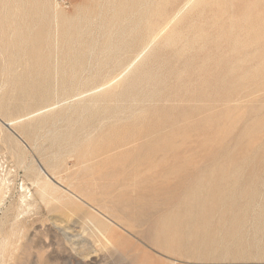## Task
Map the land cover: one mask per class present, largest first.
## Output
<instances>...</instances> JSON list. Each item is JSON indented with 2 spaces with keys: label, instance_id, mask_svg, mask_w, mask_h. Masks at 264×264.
Segmentation results:
<instances>
[{
  "label": "rangeland",
  "instance_id": "rangeland-1",
  "mask_svg": "<svg viewBox=\"0 0 264 264\" xmlns=\"http://www.w3.org/2000/svg\"><path fill=\"white\" fill-rule=\"evenodd\" d=\"M5 21L0 264H264V0H18Z\"/></svg>",
  "mask_w": 264,
  "mask_h": 264
},
{
  "label": "bare ground",
  "instance_id": "bare-ground-1",
  "mask_svg": "<svg viewBox=\"0 0 264 264\" xmlns=\"http://www.w3.org/2000/svg\"><path fill=\"white\" fill-rule=\"evenodd\" d=\"M22 1V0H21ZM189 2V1H188ZM230 2V1H229ZM2 4H3V16H4V19L3 20H1V18H0V24H2V25H5V20H7V21H9V23H10V25H12L13 23H14V21H15V18H16V15H17V9H18V0H3L2 2H1ZM193 3V2H192ZM189 4V3H188ZM262 4V3H261ZM192 8V7H191ZM256 9V8H255ZM1 10H2V8L0 9V14H1ZM203 11V10H202ZM145 12V11H144ZM162 12V11H161ZM233 14V13H232ZM258 14V13H257ZM176 17V16H175ZM174 17V18H175ZM156 18V17H155ZM169 18V17H168ZM168 18H167V20H168ZM173 19V18H172ZM147 20V19H146ZM165 20V19H164ZM167 20H165L166 22H167ZM150 21V20H149ZM191 21V20H190ZM164 21H162V23H163ZM171 22V21H170ZM159 23H161V22H159ZM193 23V22H192ZM145 24V23H144ZM150 24H154L155 25V23H150ZM170 24V23H169ZM169 24H167V29H169ZM145 25H147V24H145ZM160 25H162L163 26V24H160ZM140 26V25H139ZM148 26V25H147ZM146 26V27H147ZM202 26V25H201ZM10 27V26H9ZM150 27V26H149ZM155 27V30H154V28H153V26L152 27H150V31L152 32V30L154 31L153 32V37L156 39L162 32H163V29L164 28H162L161 26L160 27H158L157 25L156 26H154ZM157 27V28H156ZM163 27H165V26H163ZM148 29V28H147ZM152 29V30H151ZM166 29V28H165ZM187 29V28H186ZM10 31H9V34H10V36L11 37H13V38H15V37H17V28H14V27H10V29H9ZM189 30V29H188ZM148 30H147V34H148ZM165 32V31H164ZM163 32V33H164ZM162 33V34H163ZM152 34V33H151ZM161 34V35H162ZM149 35L150 34H148L147 36L149 37ZM152 37V36H151ZM144 38V37H143ZM150 38V37H149ZM153 38V39H154ZM146 39H147V37H146ZM146 39H143V41H145L146 42ZM154 39V40H155ZM148 41H149V39H148ZM193 41V40H192ZM33 42V41H32ZM167 43V42H166ZM209 44V43H208ZM240 44V43H239ZM34 45H35V48H37L36 50H39L40 49V42L38 41V40H35L34 41ZM168 45V44H167ZM236 45V44H235ZM174 46V45H173ZM172 47V46H171ZM36 50H35V52H36ZM38 52V51H37ZM38 54V53H37ZM242 68V67H241ZM231 72V71H230ZM250 75V74H249ZM114 78V77H113ZM111 80V79H110ZM119 80V79H118ZM115 81V80H114ZM108 84H109V82H108ZM109 85H112V84H109ZM8 125H11V123H7ZM93 138V137H92ZM117 145V144H116ZM115 145V146H116ZM74 153V152H73ZM44 170V169H43ZM42 169H41V171L43 172V174L45 175V177L46 178H48L49 179V183L52 185V188L54 189V190H58V189H60V186L57 184V183H59L60 185H61V183L59 182V181H57V183H54L51 179H50V177L48 176V174L45 172V171H43ZM52 175V174H51ZM54 176V175H53ZM45 183H47V182H45ZM44 183V184H45ZM3 182H1V184H0V200L1 199H3V197L5 196L4 194H5V191H7V190H5V191H3L4 190V188H6V187H4L3 188ZM48 184V183H47ZM46 185V184H45ZM4 186H5V183H4ZM42 186H44V185H42ZM41 186V187H42ZM49 187H50V185H49ZM49 187H46V186H44L43 187V189H44V191H46L47 190V188H49ZM7 189V188H6ZM51 190V189H50ZM54 190H52V192L54 191ZM65 190H69V188L67 187V189H65ZM64 190V191H65ZM8 192V191H7ZM47 192V191H46ZM51 192V191H50ZM50 192H47L46 194L48 195V193H50ZM42 193V192H41ZM45 193V192H44ZM44 193H42V196H43V194ZM54 193V192H53ZM53 193H50L49 195H51V194H53ZM6 195H7V193H6ZM45 195V194H44ZM46 195V196H47ZM73 195V194H72ZM45 196V197H46ZM74 196V195H73ZM44 197V196H43ZM22 198L24 199V202L25 203H27V204H30V202L28 203L27 202V196L26 195H23L22 196ZM22 199V200H23ZM1 203V202H0ZM3 203V202H2ZM258 203V202H257ZM1 205V204H0ZM100 213V212H99ZM17 216V215H16ZM18 217H19V214H18ZM17 217V219H19ZM102 217H104L105 219H108L107 217H105V216H103L102 215ZM110 218V217H109ZM110 224H112L111 222H109V225ZM114 225V224H113ZM111 226V225H110ZM3 240V239H2ZM6 241V240H5ZM128 242V240H126V239H124V238H121L120 237V243H119V245L121 246V245H123V244H125V243H127ZM2 245V244H1ZM5 250V249H4Z\"/></svg>",
  "mask_w": 264,
  "mask_h": 264
},
{
  "label": "water",
  "instance_id": "water-1",
  "mask_svg": "<svg viewBox=\"0 0 264 264\" xmlns=\"http://www.w3.org/2000/svg\"><path fill=\"white\" fill-rule=\"evenodd\" d=\"M6 125H8V124L6 123Z\"/></svg>",
  "mask_w": 264,
  "mask_h": 264
}]
</instances>
